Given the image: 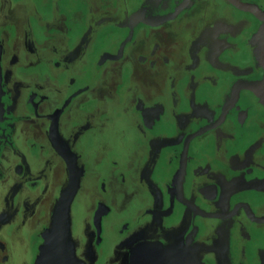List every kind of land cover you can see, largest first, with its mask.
Listing matches in <instances>:
<instances>
[{"label": "flooded vegetation", "instance_id": "flooded-vegetation-1", "mask_svg": "<svg viewBox=\"0 0 264 264\" xmlns=\"http://www.w3.org/2000/svg\"><path fill=\"white\" fill-rule=\"evenodd\" d=\"M66 157L82 263L264 264V0H0V264L37 261Z\"/></svg>", "mask_w": 264, "mask_h": 264}, {"label": "water", "instance_id": "water-1", "mask_svg": "<svg viewBox=\"0 0 264 264\" xmlns=\"http://www.w3.org/2000/svg\"><path fill=\"white\" fill-rule=\"evenodd\" d=\"M68 185L60 192L51 211L48 228L42 233V246L34 264H84L75 255L71 235V204L79 187L80 171L74 160L66 157ZM128 264H203L188 248L164 251L154 246L131 254Z\"/></svg>", "mask_w": 264, "mask_h": 264}]
</instances>
